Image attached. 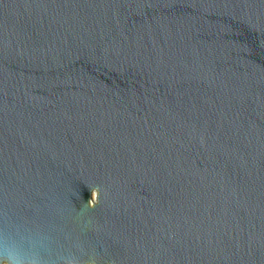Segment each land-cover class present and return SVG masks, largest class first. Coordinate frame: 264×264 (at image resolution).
<instances>
[{
  "label": "water",
  "instance_id": "water-1",
  "mask_svg": "<svg viewBox=\"0 0 264 264\" xmlns=\"http://www.w3.org/2000/svg\"><path fill=\"white\" fill-rule=\"evenodd\" d=\"M0 264H264V0H0Z\"/></svg>",
  "mask_w": 264,
  "mask_h": 264
}]
</instances>
